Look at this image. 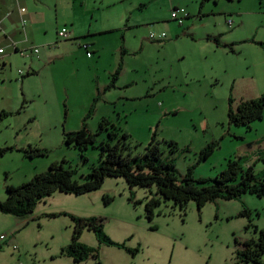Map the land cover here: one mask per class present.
<instances>
[{"label":"rangeland","instance_id":"obj_1","mask_svg":"<svg viewBox=\"0 0 264 264\" xmlns=\"http://www.w3.org/2000/svg\"><path fill=\"white\" fill-rule=\"evenodd\" d=\"M18 2L6 0L1 14L35 11L37 23L26 27V41L18 35L23 54L8 49L5 65L0 60V201L7 187L52 166L74 171L83 183L105 159L97 145L114 143L99 134L82 157L65 145L64 136L80 130L92 106L85 121L91 134L104 123L128 135L134 153L153 136L176 145L173 153L159 147L174 162L178 182L188 169L194 180L218 178L228 161L242 158L264 185V110L246 127L227 118L229 98L236 110L264 94V49L257 43L264 41V0ZM177 8L191 15L182 26L170 20ZM240 13H248L242 26ZM61 29L70 31L69 39L57 37ZM162 34L161 41L149 40ZM252 37L257 42L244 43ZM209 144L217 148L199 162ZM72 218L100 220L112 243L99 244L93 232L80 230L78 243L97 259L79 264H244L236 254L257 240L254 228L264 231V198L244 195L201 207L189 201L180 210L154 187L130 190L123 179L107 178L88 195L54 193L25 219L0 214L6 236L0 264H75L62 253L74 235Z\"/></svg>","mask_w":264,"mask_h":264},{"label":"trees","instance_id":"obj_2","mask_svg":"<svg viewBox=\"0 0 264 264\" xmlns=\"http://www.w3.org/2000/svg\"><path fill=\"white\" fill-rule=\"evenodd\" d=\"M259 45L264 49L263 44ZM121 54H124V51ZM110 87L112 84L106 90ZM232 105L233 100L229 98L227 113L229 124L246 127L261 119L264 110V94L256 100L241 102L236 110H233ZM93 107H91L87 118L92 114ZM86 119L80 130L64 136V143L66 146H72L82 157L88 147L95 144V137L105 132L109 142H114L111 145L107 142H100L97 145L96 148L100 150L105 159L84 176L81 184L74 180V171L57 165L16 189L7 187L5 190L6 199L0 201V214L25 219L33 213L39 202L52 194L88 195L98 191L107 178L123 179L130 190L154 187L162 200L172 202L174 207L180 210L189 201L194 202L197 207H201L205 203H213L217 200L232 201L244 195L258 199L264 198L262 181L256 179L252 167L247 166L242 158L228 161L226 169L218 178L194 180L192 170L188 169L185 176L178 182L174 162L165 161L163 159L164 152L159 147L160 144H164L169 147L170 153H173L177 150L176 145L171 142H157L153 136L142 153H134L137 146L131 145L128 135L113 132V128L109 130L104 123L99 126L95 134H91L85 124ZM216 148L217 144H209L202 149L199 153V162L208 160ZM108 203L109 200L104 198V204ZM154 205L155 203H152V206ZM72 221L75 226L74 235L71 243L62 250V253L71 258L75 264L85 262L89 258L97 259L95 250L78 243L77 235L80 230L86 229L93 232L99 244L112 245L103 233L100 220L72 218ZM254 231L258 235L257 240L247 241L243 244L242 250L236 254L244 264H262L264 231H258L256 228Z\"/></svg>","mask_w":264,"mask_h":264},{"label":"crops","instance_id":"obj_3","mask_svg":"<svg viewBox=\"0 0 264 264\" xmlns=\"http://www.w3.org/2000/svg\"><path fill=\"white\" fill-rule=\"evenodd\" d=\"M34 1H36V0H34ZM120 1H122V0H119V2ZM15 3H16V7H18L19 6L18 0H15ZM0 5L2 7V8H0V10L2 12V9H4V7L6 6V0H0ZM146 7L147 6H141L140 10L141 9L144 10ZM201 8H202V4L200 5L199 10L197 12L198 16H200V14H203L200 11ZM10 10H11V8H10ZM21 10H23V9H20L19 10L20 12L18 11L17 14H14V12H12V11H10V12L8 11L5 14H1V12H0V49L3 50V53L0 55V60H2L3 65H5V62L7 61V60H4V58L6 59V57L4 55H6V52L8 49H11L13 51L14 55L16 53L20 54V52L18 50L19 49L18 48V42H20V40H18V35L20 34V32H21V34H23V38L26 41V27L30 30L34 27L35 23H37L36 22L37 14L35 11L30 12L28 10H26V11L23 10V12H21ZM244 14H248V13H244ZM244 14H242V13L238 14V17L241 19V22H240L241 26H242ZM190 17H191V15L189 14L187 19H189ZM7 22H9V23H7ZM6 23L8 26H5ZM183 24H184V22H183ZM15 25H16V27H14ZM8 27L10 29H8ZM13 27H14V29H13ZM67 31H68V29H67ZM68 33L71 35L70 31H68ZM89 37H87V38L90 39ZM92 37L94 38L95 35H93ZM79 39H83V38H79ZM250 40H252L253 42H257V41H255L254 37H252L250 39L245 40L244 43L249 44ZM89 42L91 43V41H89ZM241 43H237V44L234 43V44L240 45ZM257 43L264 45V41H259ZM249 45H253V44H249Z\"/></svg>","mask_w":264,"mask_h":264},{"label":"built area","instance_id":"obj_4","mask_svg":"<svg viewBox=\"0 0 264 264\" xmlns=\"http://www.w3.org/2000/svg\"><path fill=\"white\" fill-rule=\"evenodd\" d=\"M21 12H23V10H21ZM188 18V14L186 12V10L184 8H177V9H173L171 12H170V20L174 23H177L178 26H182L183 22ZM227 27L229 30L232 29L233 27V23L228 21L227 22ZM57 37L59 39H62V40H67L69 39V33L67 31V29H61L60 31H58L57 33ZM165 38L164 34L158 36V37H154L153 35H150L149 36V40L150 41H161ZM87 47H83V49L86 50ZM31 52V51H30ZM3 53V50L0 49V55ZM32 53L33 54H36L37 53V50L34 49L32 50ZM23 53H20V55H22ZM25 55V54H24ZM2 242H6V236L4 235H0V243Z\"/></svg>","mask_w":264,"mask_h":264}]
</instances>
